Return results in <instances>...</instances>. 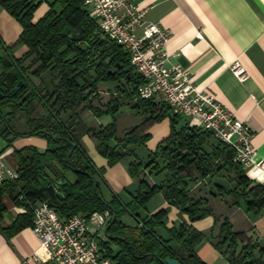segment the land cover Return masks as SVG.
<instances>
[{
    "label": "trees",
    "instance_id": "obj_1",
    "mask_svg": "<svg viewBox=\"0 0 264 264\" xmlns=\"http://www.w3.org/2000/svg\"><path fill=\"white\" fill-rule=\"evenodd\" d=\"M41 3V0H0V5L22 25L19 42L29 47L23 58L12 57V62L0 73V91L5 94L0 108L10 107L7 115L11 117L22 112L34 124V102L38 99L46 107L47 115L37 119L32 133L46 138L48 143L44 150L29 145L12 153L19 178L6 179L0 184V219L7 211L6 194L23 205L26 212L19 214L8 226L0 225V232L11 235L31 226L32 205L46 200L62 217L110 210L111 224L115 212L117 219L106 229L113 238L107 239L106 244L118 264H165L163 261L173 255L183 264H206L197 246L208 234L187 223L168 228L169 206L149 213L148 204L162 194L169 205L176 206L192 222L209 215L215 217V226L210 231L213 245L228 254L231 264H264V245L246 231L236 230L228 216L222 219L209 204L210 198L226 196L232 207L244 205L248 212L255 214L264 209V184L255 183L248 176L245 165L235 159L234 148L216 139L208 129L191 124L184 116L171 114L165 101L154 103L151 99L138 98L137 86L141 79L130 66L129 53L121 44L102 34L84 0H54L49 11L34 22V13ZM66 26L78 34L79 40L62 34ZM32 56V63L24 66L26 59ZM116 64H123L130 70L125 72L122 68L115 74L109 73ZM28 72L38 77L49 76L51 88L45 86L43 78L40 86L34 85ZM24 77L28 83L14 96L9 95ZM122 78L127 88L118 85L117 89L127 95V104L132 109L143 112L146 117L119 138L116 114L123 100L112 95L105 104L94 101L99 97V82ZM80 109H89L97 117H113L110 123L88 130L109 165L129 155L130 145L149 140L150 127L170 117V135L158 144L149 161L144 162L134 155L129 163V174L139 182L137 188L129 192L127 201L116 194L112 201L104 198L96 175L105 181L106 169L97 168L75 136L76 126L81 121ZM64 113L70 114L67 120L62 117ZM6 133H10L9 128L4 129ZM73 168L80 171H75L76 179L70 181L66 174ZM149 176L161 179L151 183ZM58 181L65 182L60 188L64 198L57 195ZM208 183L210 189L206 188ZM197 184L204 186L203 193L194 190ZM125 213L135 218V224L122 220ZM216 227L218 232L214 233ZM159 229L165 230L167 236ZM173 243L179 246L175 248Z\"/></svg>",
    "mask_w": 264,
    "mask_h": 264
},
{
    "label": "crops",
    "instance_id": "obj_2",
    "mask_svg": "<svg viewBox=\"0 0 264 264\" xmlns=\"http://www.w3.org/2000/svg\"><path fill=\"white\" fill-rule=\"evenodd\" d=\"M41 1L42 3L34 13V22L39 21L49 11L50 4L54 0ZM131 1L139 7L148 8L147 21L160 22L164 28L171 30V39L167 45L170 64H179L187 69L193 82L199 88L212 93L237 119L249 126L253 133L252 145L256 150L255 158L257 162L261 161V164H253L245 168L248 176L255 183L264 184V0ZM22 29L21 23L0 5V58L5 61L4 69L12 62V57L21 59L29 51L26 44L19 42ZM33 58L32 56L26 59L24 66L30 65ZM28 76L34 85L40 86L43 78L45 86L51 88L49 76L38 77L29 72ZM23 80L28 83L26 77ZM120 87L127 88V83L124 81ZM107 89H109V94L105 98H101L99 92L97 99L103 100L101 104L107 103L112 95L120 97L124 103L128 102L127 95L117 89V86L114 89ZM151 100L154 103L164 101L161 96H156ZM94 103L98 104L96 101ZM34 104L36 105L35 124H38L37 119L47 115V109L38 99ZM38 110L42 111L41 115L36 112ZM82 110L83 113L95 116L89 109H80L78 110L80 119L83 114ZM1 113H3L2 110ZM20 116L27 115L21 112ZM69 116V113L62 114L64 120H67ZM184 118L191 124H195L194 119L186 116ZM27 119L29 120L28 117ZM165 119L152 125L148 131L151 135L153 133L158 144L171 132L170 117H165ZM2 121L1 117L0 122ZM3 122H5V117ZM106 124L98 123V126ZM32 126L34 127V124ZM77 126L76 137L80 135ZM33 131L24 136L11 131L4 134L3 131L8 141V148L5 152L0 151V154L12 168L17 169V163L12 157L16 149L29 145L37 146L40 150L46 149L47 139L32 133ZM82 140V143L87 144L88 155L97 168L106 169L105 181L97 175L96 179L108 188L102 191L107 201H112L115 194L120 196V192L125 188L134 190L137 188L139 179L132 177L128 172V165L133 160L132 156L127 155L128 159L124 157L114 165H109L108 159L99 153L97 141L89 131L82 135ZM66 175L70 181L76 179L73 170L68 171ZM160 179V176L148 177L151 183H156ZM207 185L206 188L210 189V184ZM194 190L203 193L205 189L204 186L197 184ZM228 200L226 196L214 197L209 199V204L222 219L228 216L236 230L246 231L256 239L254 227L257 224H253L249 218L252 213L248 212L245 207L246 212L242 211V207L230 206L227 203ZM153 201V206L148 209L149 213L169 206L168 228L179 227L182 223H187L208 234V237L197 246V252L206 264H231L228 254L220 252L213 245L214 238L210 231L215 226L214 216L209 215L192 222L188 215L180 213L176 206L169 205L162 194L156 196ZM4 202L7 211L0 219V225L5 227L12 223L19 214L25 213L26 208L15 203L7 194L4 196ZM238 213L243 216L236 218ZM159 232L167 236L165 230L159 229ZM217 232L216 227L214 233ZM256 240L264 245L263 241ZM173 246L177 248L179 245L173 243ZM240 247L241 245L239 249ZM35 255L39 257L38 260L34 258ZM0 264H48L46 254L40 248V240L33 232L32 225L11 235L0 232Z\"/></svg>",
    "mask_w": 264,
    "mask_h": 264
},
{
    "label": "built area",
    "instance_id": "obj_3",
    "mask_svg": "<svg viewBox=\"0 0 264 264\" xmlns=\"http://www.w3.org/2000/svg\"><path fill=\"white\" fill-rule=\"evenodd\" d=\"M84 5L97 19L102 34L129 53L130 66L141 79L138 98L161 96L171 114L194 119L197 126L232 146L237 161L245 166L261 164L255 158L249 126L212 93L199 88L187 69L170 64L167 45L172 32L160 22L147 21L148 8L131 0H84ZM18 178L17 169L9 166L0 154V184ZM32 211V230L40 240L48 264H118L106 244V231L105 234L101 231L111 220L110 210L62 217L43 200L32 205ZM34 258L39 259L37 255Z\"/></svg>",
    "mask_w": 264,
    "mask_h": 264
},
{
    "label": "rangeland",
    "instance_id": "obj_4",
    "mask_svg": "<svg viewBox=\"0 0 264 264\" xmlns=\"http://www.w3.org/2000/svg\"><path fill=\"white\" fill-rule=\"evenodd\" d=\"M4 63H5V61H3V59L0 58V72L2 71V69H4V65H3ZM124 81H125V79L122 78V79H117V80H109V81L99 82L98 89H99L101 98H105L106 95L109 94V89H107V88H113L114 89V88H116V86L121 85V83H123ZM95 101L98 104H101L103 102V100H99V99H96ZM1 110H2L3 114H6V117H5V122H3V121L0 122V151L5 152L8 148L7 138L3 134V131L5 128H9V130L15 134H19V135L24 136V135H27L30 131H33L34 127L32 126L33 122L32 123L28 122L29 121L27 119L28 116H20V114H18L16 117H11V116L7 115V113H8L7 111L11 110L10 107H8V106L1 107ZM36 112L39 115H41V113H42V111L40 112V110H38ZM81 112L83 113V110ZM3 114L1 113L0 115H3ZM81 116H82V118L80 119L81 122L77 126L78 131H80V135H78L77 138L80 141L82 140V135L87 133V131L91 127H93V126L98 127V123H100V124L107 123L108 124V122H111V120L113 119V117L111 115H104L101 119H97L95 116H93L89 113L87 114L86 112L83 113ZM145 117L146 116L143 112L138 111L136 109H132L129 106V104L123 103L121 109L116 114L117 125H118V137L122 138L126 134V132L129 131L131 128L141 124L142 121L145 119ZM165 120H168V119H165ZM5 123L8 124V127L6 126ZM155 138L156 137L152 133L148 142L130 145L129 149H130L131 153L129 155L132 157H134V155H135L138 158H140L141 160H143L144 162H148L150 159V154L156 150V146L158 144L157 139H155ZM82 144L87 149V144H85V143H82ZM126 159H128V158L126 157ZM100 184H101L100 186H101L102 191H104L105 189H108L101 182H100ZM130 191H134V189L133 188H131V189L125 188L124 190H122L120 192V197L123 201H127ZM153 200L148 204V208H151L153 206L152 205L154 202ZM241 207L243 208L242 211H244L245 210L244 205H242ZM241 207H237V208H241ZM244 212H246V211H244ZM251 213L252 214L249 217L250 221H252L253 224H257V226L254 227V230L256 233V239H259V240L263 241V243H264V209H262V211L258 214H255L253 212H251ZM241 216H243V215H241V213L236 214V218L241 217ZM122 220L125 223L131 224V225L135 223V218L132 215H130L129 213H125L122 216ZM101 231L103 234H105L106 227H104ZM110 245H111L112 249L115 248L112 244H110Z\"/></svg>",
    "mask_w": 264,
    "mask_h": 264
},
{
    "label": "water",
    "instance_id": "obj_5",
    "mask_svg": "<svg viewBox=\"0 0 264 264\" xmlns=\"http://www.w3.org/2000/svg\"><path fill=\"white\" fill-rule=\"evenodd\" d=\"M62 34L65 35V36H69L72 40H79V36L77 33L73 32L71 30V28L69 26H66L63 31H62ZM124 69L125 72L129 71L130 68L129 67H123V64H116V66L109 71V73H116L118 71V69ZM25 85V80H20L13 88L12 90L10 91L9 95L11 96H14L19 90H21L23 88V86ZM5 96L4 93H2L0 91V100L1 98H3ZM0 114H1V110H0ZM2 120L4 121V117L2 115ZM6 126L8 127V124L5 123ZM45 132H47L46 130H44ZM74 150V146L72 147L70 153H69V157L71 156L72 152ZM68 161H70V159H68ZM73 171H80V169H76V168H73ZM90 177L93 178L92 175H89ZM94 182V185H95V188H96V179L93 180ZM65 182L63 181H58L56 187L58 188V191H57V195L60 197V198H64V193L60 190L61 186L64 184ZM117 219V215L116 213L114 212V215H113V220H112V223L115 222V220ZM111 223V224H112ZM111 224H108L107 228L110 227ZM106 228V229H107ZM106 236L108 239H112L113 236L111 235H108L107 231H106ZM165 264H183L182 261L175 255L173 256H168L164 261H163Z\"/></svg>",
    "mask_w": 264,
    "mask_h": 264
}]
</instances>
